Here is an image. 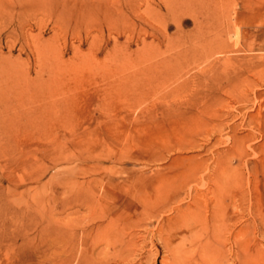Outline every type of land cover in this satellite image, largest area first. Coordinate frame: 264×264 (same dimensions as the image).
<instances>
[{"label": "rangeland", "instance_id": "rangeland-1", "mask_svg": "<svg viewBox=\"0 0 264 264\" xmlns=\"http://www.w3.org/2000/svg\"><path fill=\"white\" fill-rule=\"evenodd\" d=\"M190 229L264 264V0H0V264H174Z\"/></svg>", "mask_w": 264, "mask_h": 264}, {"label": "bare ground", "instance_id": "bare-ground-1", "mask_svg": "<svg viewBox=\"0 0 264 264\" xmlns=\"http://www.w3.org/2000/svg\"><path fill=\"white\" fill-rule=\"evenodd\" d=\"M146 2H147V8H148V6H150V4H151V2L153 1V0H145ZM171 3V2H170ZM154 19H156V18H154ZM155 21V20H154ZM145 22H147V21H145ZM151 23H149V25H150ZM147 32V31H146ZM237 32V31H236ZM143 33H144V30H143ZM152 34V33H151ZM155 35V34H154ZM142 36H144V35H142ZM148 36H153V35H148ZM156 37V36H155ZM155 37H154V39H155ZM146 40V39H145ZM239 95V94H238ZM256 196V195H255ZM257 197V196H256ZM145 205V204H144ZM139 207V206H138ZM159 208H160V206H159ZM162 209V208H161ZM157 210V208L155 207V208H152V209H150V208H147V207H145V206H142V208H141V210H140V213H142V214H150L151 216L154 214V212ZM213 212H214V210H213ZM156 213H157V211H156ZM155 213V214H156ZM103 214V213H102ZM149 216V215H148ZM104 217H106V216H104ZM112 223V222H111ZM109 224V223H108ZM102 225V224H101ZM100 225V226H101ZM201 225H202V223H201ZM105 226V225H104ZM104 226H102V227H104ZM99 228V227H98ZM166 228V227H165ZM169 229V228H168ZM195 229V228H194ZM194 229H190V230H188V232L190 233H188L189 234V236H190V239H189V242H190V247H196L197 246V250H193V252H192V250L190 249V250H187L186 248H184V246L181 244V241H179V244H177V246H178V248L179 249H177L178 251H180V254L179 255H181V256H178V258H177V260L175 261V263L174 264H222L223 262V258L219 261L217 258H215L214 256H212V255H210L209 253H207V248L205 247V244L203 243V241L201 240V235L200 234H198L196 231H194ZM99 230V229H98ZM97 230V231H98ZM165 231H167V229H165ZM187 231V230H186ZM185 231V232H186ZM94 232V231H93ZM100 232V231H99ZM168 232V231H167ZM164 233V232H163ZM74 235V237H75V233H73ZM101 234V233H100ZM166 235V234H165ZM187 235V234H186ZM72 239H74V238H72ZM75 240L76 239H74L73 241H71L70 243H66V247L68 248L67 249V252L69 253V255H67V257H65V259H64V262H66V263H69V262H71V261H73L76 257H75V255H76V253H77V249H76V242H75ZM98 240V239H97ZM183 240V239H182ZM225 240H226V238H225ZM100 241V240H99ZM222 242V241H221ZM224 242V241H223ZM106 243H107V240H106ZM109 244V243H108ZM166 244V243H165ZM221 244H225V243H221ZM64 245V244H63ZM115 245V244H114ZM167 245V244H166ZM172 244L169 242V249H170V251L171 250H173L172 249V246H171ZM225 245H223L222 246V248L224 247ZM167 247V248H168ZM65 248V247H64ZM174 248V247H173ZM222 248L221 247H219L218 245H216L215 246V248H214V250L215 251H220L219 252V257H223L224 256V253H223V250H222ZM225 248V247H224ZM196 249V248H195ZM87 250V249H86ZM90 251H92V249H90ZM195 251V252H194ZM230 252H231V250H230ZM237 254V253H236ZM80 256V257H79ZM79 260L77 259V261L78 262H83V261H86L87 260V258H88V256H91V254H89L88 256H83L82 255V252H81V254L79 253ZM237 256V255H236ZM176 257V256H175ZM238 257V256H237ZM92 258H93V256H92ZM89 261H90V259H89ZM92 261V260H91ZM63 262V263H64ZM87 262V261H86ZM87 264V263H86ZM242 264V263H241Z\"/></svg>", "mask_w": 264, "mask_h": 264}]
</instances>
